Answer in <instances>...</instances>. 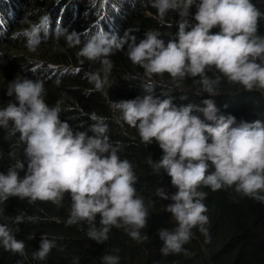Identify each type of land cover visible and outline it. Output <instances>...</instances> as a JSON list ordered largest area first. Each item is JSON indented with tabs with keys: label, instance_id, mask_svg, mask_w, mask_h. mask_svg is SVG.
I'll return each mask as SVG.
<instances>
[{
	"label": "clouds",
	"instance_id": "obj_1",
	"mask_svg": "<svg viewBox=\"0 0 264 264\" xmlns=\"http://www.w3.org/2000/svg\"><path fill=\"white\" fill-rule=\"evenodd\" d=\"M55 4L61 9L55 17L45 14L36 22H25L30 16L21 0H0V39L14 38L34 51L40 42L66 34L70 44L82 45L80 57L101 64L103 77L97 71L88 78L105 95L107 74L113 67L109 57L116 51L126 49L131 63L144 70L142 79L149 80L143 87L145 95L110 102L120 113L118 122L136 129L143 144L155 141L159 145L161 159L154 161L149 156L146 163L156 175L165 172L177 189L171 197L164 189H157L162 200L171 199L165 210L176 224L172 230L158 231L162 255H187L184 245L193 238L195 228L208 234V209L203 203L207 193L199 190L202 187L212 191L233 188L264 203V123H237L234 116L222 114L213 99L203 100V107L193 103L176 106L170 95L162 100L154 97L151 79L167 74L179 88L186 78H192L200 85L194 95L211 97L219 95L222 78L247 92L264 91V36L258 34L264 13L252 0H150L161 20L169 12L179 16L178 31L167 44L159 31L148 30L139 43L128 30L123 36L114 34L112 17L97 3L69 7L55 0ZM193 6L195 24L188 19ZM65 15L71 19L69 25L63 22ZM214 28L219 31L212 34ZM3 51L0 46V56ZM2 63L0 59V67ZM29 64L25 70L43 82L47 80L35 74L53 69V75H61L60 65L44 67L34 59ZM212 69L218 75L210 77L207 73ZM42 81L17 76L7 86L6 94L14 100L0 107V128L7 130L8 137L19 135L25 159L16 160L6 174L0 173V201L19 198L63 207L69 194L66 226L87 224V237L98 244L108 240L113 227L123 228L137 243L147 242L149 237L141 230L148 227L150 204L137 192L132 163L121 159L118 148L109 142L104 118L92 114L94 123L89 131L73 129L60 119L59 105L46 103ZM25 164L27 170L21 178ZM38 219L27 217L32 223ZM13 222H25L24 215H17ZM64 245L59 238L42 236L32 257L44 261L52 249L63 250ZM0 247V252L9 256L6 264H24L26 245L5 224H0ZM101 264H120V257L104 255Z\"/></svg>",
	"mask_w": 264,
	"mask_h": 264
},
{
	"label": "trees",
	"instance_id": "obj_2",
	"mask_svg": "<svg viewBox=\"0 0 264 264\" xmlns=\"http://www.w3.org/2000/svg\"><path fill=\"white\" fill-rule=\"evenodd\" d=\"M59 1L69 7L72 4L101 5L113 19L110 18V22L115 30L114 34L123 36L128 30L136 36L137 43L145 38L148 30L159 31L165 44L175 38L178 31L177 13L169 12L161 20L156 9L150 6V0ZM252 2L264 13V0ZM21 4L30 16L25 22H36L45 14L55 17L61 11L55 0H21ZM195 12L196 8L193 6L188 17L191 24L196 23L193 18ZM70 21L66 15L63 17V22L67 25ZM27 24L23 23V26ZM218 31V28H214L211 33ZM258 34L264 36V19L259 22ZM20 42L11 37L0 39V46L4 49L0 56L3 61L0 67V107L14 100L8 97L6 92L8 84L17 76L42 81L32 77L25 70L31 66L29 60L34 59L44 67L60 65L59 77L52 74L53 69L43 70L44 74H35L47 80L42 81L46 90V103L49 106L59 105L60 119L79 131H89L90 125L94 123L90 119L92 114L104 118L108 127L106 134L109 142L118 148L121 159L132 163L137 177V192L144 197L146 204H150L148 227L141 230L142 235H148L147 242L137 243L123 228L113 227L108 240L98 244L87 237V224L66 226L71 206L69 194L65 195L63 207H57L50 202H29L28 199L19 198L0 201V224L11 228L15 238L23 240L26 245L24 264H101V257L109 254L119 255L120 264H264V203L238 194L233 188L218 191H212L209 187L199 189L207 193L203 203L208 209V234L204 235L198 228L193 229V238L184 245L187 255L183 252L168 256L161 254L162 242L159 240L158 231L172 230L176 224L171 214L165 210L171 199L162 200L157 195V189H164L169 197L175 194L177 189L172 186L171 178L165 172L156 175L146 163L149 156L154 161L161 159L163 151L159 145L155 141L148 146L143 144L137 130L122 120L118 122L120 113L113 110L111 102L119 103L145 95L143 87L149 82L148 79H142L141 72L144 70L138 65H133L128 59L126 49L116 51L109 57L113 67L107 74L108 84L104 91L108 95H105L104 92L96 90L94 82L88 78L91 73L101 71V64L80 57L78 52L82 45L70 44L66 34L40 42L34 51ZM207 74L210 77L218 75L215 69ZM103 75L101 71V76ZM151 79L155 85L154 97L162 100L170 95L176 106L193 103L203 107V100L213 99L220 112L225 116H234L237 123L256 120L264 123V91L247 92L240 85L230 84L222 78L217 88L219 95L211 97L206 93L194 95L200 85L192 78H186L179 88L167 74L163 78ZM182 96L187 99L182 100ZM194 115L203 118L200 113ZM88 135L91 136L92 133L88 132ZM24 147L18 134L8 137L7 130L0 128V173L6 174L9 166L16 160L25 159ZM26 170L27 164L25 170L19 173L21 178ZM21 214L24 215L25 222L14 223L13 218ZM28 216L38 217V222H28ZM99 220L100 216L97 215V227L100 226ZM45 235L59 238L65 245L63 250L52 249L46 260L37 261L33 259L32 253L39 249L41 237ZM113 249L119 251L113 252ZM8 260L9 256L0 252V264H6Z\"/></svg>",
	"mask_w": 264,
	"mask_h": 264
}]
</instances>
